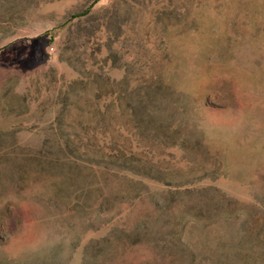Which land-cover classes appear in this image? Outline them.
Returning a JSON list of instances; mask_svg holds the SVG:
<instances>
[{
    "label": "rangeland",
    "instance_id": "1",
    "mask_svg": "<svg viewBox=\"0 0 264 264\" xmlns=\"http://www.w3.org/2000/svg\"><path fill=\"white\" fill-rule=\"evenodd\" d=\"M0 264H264V0H0Z\"/></svg>",
    "mask_w": 264,
    "mask_h": 264
}]
</instances>
